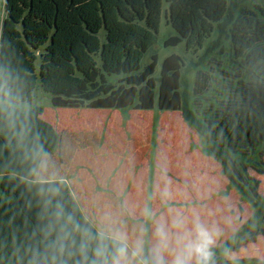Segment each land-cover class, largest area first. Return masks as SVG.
<instances>
[{
    "label": "trees",
    "instance_id": "1",
    "mask_svg": "<svg viewBox=\"0 0 264 264\" xmlns=\"http://www.w3.org/2000/svg\"><path fill=\"white\" fill-rule=\"evenodd\" d=\"M234 5V0H0V233L28 178L12 165L10 122L42 113L39 105L23 107L39 79L54 107L179 110L208 143L207 153L219 162L229 186L254 207L245 223L216 246V264H231L223 248L238 251L264 236V195L260 180L249 173L251 168L264 174V6L231 16ZM162 14L176 32L164 45L184 41L188 49L202 47L216 26L232 19L225 51L236 72L228 73L232 80L224 98L206 106L199 85L207 75L197 70L189 107L179 91L185 66L179 55L163 60L157 82L152 76L156 54L141 68ZM239 68L250 79H242ZM114 74L123 75L118 84L108 80ZM237 264H264V259L242 257Z\"/></svg>",
    "mask_w": 264,
    "mask_h": 264
},
{
    "label": "rangeland",
    "instance_id": "2",
    "mask_svg": "<svg viewBox=\"0 0 264 264\" xmlns=\"http://www.w3.org/2000/svg\"><path fill=\"white\" fill-rule=\"evenodd\" d=\"M234 2L231 16L242 8L264 6V0ZM162 7L166 8L164 1ZM231 20L227 18L221 27L216 26L202 47L188 49L184 41L176 46L164 45L176 32L162 14L156 42L144 53L141 68L150 62L151 54H156L158 64L152 76L157 82L163 60L171 54L179 55L185 63L179 91L185 95L189 107H192L197 70L207 75L199 85L206 106L209 100L224 98L232 80L228 73L236 72L225 51ZM99 36L103 37V31ZM239 72L242 79H250L248 71L239 68ZM122 77V74H114L108 76V80L118 84ZM38 105L43 108L40 115L26 118L24 122L18 120V148L22 146L18 149V161L30 176L34 150L42 145L49 174L60 182L68 207L75 209L90 225L98 226L99 221L111 213L122 222L130 245L139 234L138 228L144 225L148 228L144 237L147 251L154 243L155 224L145 220L143 210L149 207L157 218L168 217L159 196L164 183L162 176L170 182L169 205L189 215L195 210L204 223L216 226L221 232L217 245L254 213V207L229 186L219 162L207 153L208 143L183 119L179 110H160L157 106L149 110L54 107L51 95L42 90L37 79L32 100L23 107L31 109ZM23 126L30 127L26 134H23ZM233 156L245 161L238 155ZM249 173L260 180L258 190L264 195V174L251 168ZM28 186L21 188L15 206L6 212L5 228L0 233V264H17L14 237L18 243L37 223L40 208L36 186L31 183ZM232 252L237 258L264 259V236Z\"/></svg>",
    "mask_w": 264,
    "mask_h": 264
},
{
    "label": "clouds",
    "instance_id": "3",
    "mask_svg": "<svg viewBox=\"0 0 264 264\" xmlns=\"http://www.w3.org/2000/svg\"><path fill=\"white\" fill-rule=\"evenodd\" d=\"M32 159L28 182L36 186L40 210L31 233L25 232L18 243L14 237L17 264H216L214 249L220 230L204 223L195 210L189 215L171 207L170 182L165 177L159 196L168 217L157 218L145 207V220L155 224L154 243L145 251L146 226L138 228L139 234L130 245L117 216L106 214L98 226L83 221L75 209L68 207L60 182L49 174L42 145L34 150ZM222 254L231 264H237V255L229 248H223Z\"/></svg>",
    "mask_w": 264,
    "mask_h": 264
},
{
    "label": "crops",
    "instance_id": "4",
    "mask_svg": "<svg viewBox=\"0 0 264 264\" xmlns=\"http://www.w3.org/2000/svg\"><path fill=\"white\" fill-rule=\"evenodd\" d=\"M33 116L34 115H31V116H15L11 119L10 130H9V134H8V140L10 142V146H11V150H12V156H13L12 157V165H13V167H21L22 168L20 161H18V149L22 148V146H20L18 148V124H17L18 120H20L21 122H24V120H26V118L33 117ZM23 127H24L23 128L24 129L23 134H26L27 133L26 130L30 129V127H27V126H23ZM28 148H29V146H28ZM28 177H30V176H28ZM28 180H29V178L22 183V185L20 186V190L22 187H24V188L28 187L29 188L28 185L30 183H25ZM29 197L31 199L34 198L32 191L29 193Z\"/></svg>",
    "mask_w": 264,
    "mask_h": 264
}]
</instances>
